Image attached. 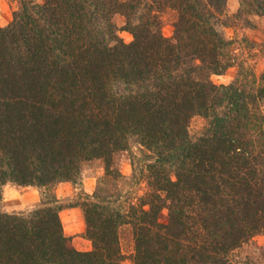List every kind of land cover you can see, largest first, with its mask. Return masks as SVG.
<instances>
[{
    "label": "trees",
    "instance_id": "1",
    "mask_svg": "<svg viewBox=\"0 0 264 264\" xmlns=\"http://www.w3.org/2000/svg\"><path fill=\"white\" fill-rule=\"evenodd\" d=\"M239 1L235 17H264V0ZM227 4L19 0L0 26V198L9 183L76 184L93 160L129 189L98 186L70 206L81 208L88 251L65 234L54 196L27 214L0 211V264H122L124 227L133 264H264L254 244L264 235V70L238 61ZM234 67L229 84L212 81ZM196 116L206 124L193 137ZM134 148L124 178L113 157Z\"/></svg>",
    "mask_w": 264,
    "mask_h": 264
},
{
    "label": "rangeland",
    "instance_id": "2",
    "mask_svg": "<svg viewBox=\"0 0 264 264\" xmlns=\"http://www.w3.org/2000/svg\"><path fill=\"white\" fill-rule=\"evenodd\" d=\"M19 0H0V26L6 27L11 21L13 17V13L18 8ZM240 6L239 0H228L227 4V14L232 17V23L223 29L224 35L229 39L235 41L234 51L238 55V61H242L246 67L251 68L254 73L259 76L264 70V50L261 45L264 43V17H257L254 15H241L239 18L237 16V11ZM163 25H162V33L166 37H170L173 33V21L174 14L171 11L166 12L162 16ZM115 22L118 28H121L124 25V20L120 16L115 18ZM119 37L126 43L132 41V35L127 31L120 30L118 32ZM238 69L236 67L228 70L223 75H213L211 77L212 81L218 85L220 84H229L232 82L236 75ZM264 108V102L262 103ZM205 120L200 117H194L189 126V131L191 136L196 137L205 127ZM131 152H137V149L134 148L131 151H125L121 153H117L113 157V170L118 171L124 178L131 177L132 167H131ZM113 175V174H112ZM88 177H95V185L92 193L98 188V186L103 187L105 190L109 192H116L117 190H121L126 192L129 189V183L126 179H118L114 180L113 176L106 175L105 164L102 160H93L87 162L81 167V176L76 184L71 182L69 183L70 195L64 198H58L56 194V190L58 186L62 183H58L51 187H22L15 184H7L8 186H16L20 191V195H22L25 191L30 190L28 188H32L38 191V201L37 202H18L22 207L21 210H10L12 206L16 202H4L6 198H8L5 193L4 187L2 188V196L0 198V211L7 213H24L32 211L37 208L41 202L50 201V197H55L58 204L61 206V211L70 209L71 205L83 202L86 193L82 188L84 184V180ZM6 186V185H5ZM138 194L143 193L144 184H141L137 187ZM90 193V194H92ZM16 196V195H15ZM10 196L12 201L19 198L18 196ZM10 207V208H8ZM79 210L80 217L76 216H63L62 225L65 234H69L71 226H75V228H81L77 231L72 237L69 236L72 240L74 247L80 251H88L92 248V243L88 239H86L85 232V222L83 218V214L80 207H76ZM60 211V212H61ZM73 220V221H71ZM81 224V225H80ZM66 229H65V228ZM71 230V229H70ZM68 236V235H67ZM255 245L261 246L264 244V235H260L255 238ZM120 245L123 254L122 264H133L132 263V254L134 249V243L132 238V232L129 227H124L120 230ZM254 245L246 246L243 250L244 253L252 251Z\"/></svg>",
    "mask_w": 264,
    "mask_h": 264
},
{
    "label": "crops",
    "instance_id": "3",
    "mask_svg": "<svg viewBox=\"0 0 264 264\" xmlns=\"http://www.w3.org/2000/svg\"><path fill=\"white\" fill-rule=\"evenodd\" d=\"M95 179H96L95 177H88L84 180V184L82 185V188L84 189V191L86 193L90 194L94 190ZM70 188H71V186L69 183L60 184L56 190L57 197L58 198L68 197V195H70ZM4 189H5V193L8 196V198H6L4 202H16L14 204L15 206H12L11 208L8 207V208H10V210L7 209L6 211L21 210L22 209L21 206L23 204L20 206V204L18 202L23 203V202H37L38 201V191L32 189L31 187L28 188L30 190L25 191L22 195H20V191H19L18 187H16V186L13 187V186L6 185V186H4ZM11 195H13V196L19 195V198H16V200L12 201L10 199ZM79 213L80 212L76 207L70 208V209L61 211L60 212V218L63 219V216L67 215V216H76V219H77V217H80ZM71 221H73V220H71ZM71 227H72V228H70L71 230L70 229L66 230V231H69V234L66 233V235L72 237L77 231H79L81 226L79 228H75V226H71Z\"/></svg>",
    "mask_w": 264,
    "mask_h": 264
}]
</instances>
